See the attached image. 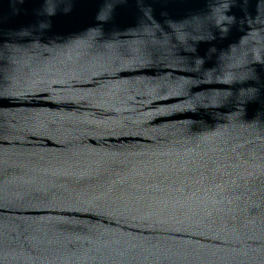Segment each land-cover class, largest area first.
I'll return each mask as SVG.
<instances>
[{
  "label": "water",
  "instance_id": "water-1",
  "mask_svg": "<svg viewBox=\"0 0 264 264\" xmlns=\"http://www.w3.org/2000/svg\"><path fill=\"white\" fill-rule=\"evenodd\" d=\"M0 264H264V0H0Z\"/></svg>",
  "mask_w": 264,
  "mask_h": 264
}]
</instances>
